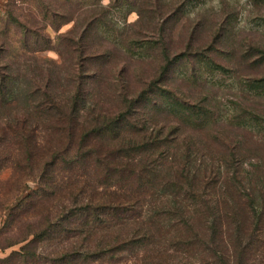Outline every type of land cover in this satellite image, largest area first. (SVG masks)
Instances as JSON below:
<instances>
[{"label":"trees","instance_id":"obj_1","mask_svg":"<svg viewBox=\"0 0 264 264\" xmlns=\"http://www.w3.org/2000/svg\"><path fill=\"white\" fill-rule=\"evenodd\" d=\"M23 1L34 10L0 29V249L21 246L0 264H264V151L248 166L196 143L220 124L264 142V116L185 98L231 74L193 22L172 51L189 0ZM131 12L158 40L114 23ZM145 61L156 72L135 79ZM237 82L264 97V77Z\"/></svg>","mask_w":264,"mask_h":264},{"label":"rangeland","instance_id":"obj_2","mask_svg":"<svg viewBox=\"0 0 264 264\" xmlns=\"http://www.w3.org/2000/svg\"><path fill=\"white\" fill-rule=\"evenodd\" d=\"M33 10L31 3L23 0H0V29L16 17L23 20ZM186 14L187 18H184L173 29L174 42H171L170 45L172 51L185 49L189 42L185 38L187 32L185 26H190V22H193L194 28H192L197 31L196 35L201 40L196 47L200 45L208 47L216 42L219 53L212 54V57L217 63L230 70L231 74H212L208 81L202 80L201 85H205V83L207 85L204 89L191 86L182 87L187 92L185 98L190 102L208 98L222 120L228 119L229 113L231 115L235 113L236 106L264 116V97H256L252 93H248L241 87L239 81L237 82L238 79L264 77V66H254V62L260 56H251L248 58L249 60L244 57L246 51L253 48L264 50V0H189ZM123 17L121 18L120 13H115L114 23L118 24L121 29L129 30L131 36L135 38L151 37L153 39L149 40H158V36L154 38L153 32L148 31V26L140 20V15L137 12H131L128 16ZM72 28L73 24L66 25L60 34H65ZM218 33L223 34L221 38ZM50 34L53 39L56 37L52 30H50ZM43 56L55 61L59 59L56 51H49ZM139 63L128 64V69L135 79H147L157 70V61ZM179 74L180 71H177V75ZM201 139L202 141L197 140L196 143L201 142L200 146L203 143L205 150L222 154L240 152L246 155L248 166L252 155L264 151V142H261L260 136H257L256 132L238 130L226 124L214 127L207 135H201ZM10 175L9 171L1 175L0 195L11 190L12 184H7ZM30 186H34V184H30ZM2 223L0 219V227ZM20 247L18 245L6 251L0 249V258L8 256L12 251L19 250Z\"/></svg>","mask_w":264,"mask_h":264}]
</instances>
